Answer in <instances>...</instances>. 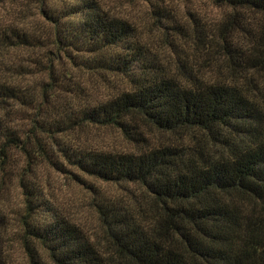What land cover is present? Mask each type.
Instances as JSON below:
<instances>
[{
  "label": "trees",
  "instance_id": "1",
  "mask_svg": "<svg viewBox=\"0 0 264 264\" xmlns=\"http://www.w3.org/2000/svg\"><path fill=\"white\" fill-rule=\"evenodd\" d=\"M209 1L212 26L141 0L154 49L134 0H0V187L23 202L0 264H264V0ZM42 165L115 187L98 232L44 199Z\"/></svg>",
  "mask_w": 264,
  "mask_h": 264
},
{
  "label": "rangeland",
  "instance_id": "2",
  "mask_svg": "<svg viewBox=\"0 0 264 264\" xmlns=\"http://www.w3.org/2000/svg\"><path fill=\"white\" fill-rule=\"evenodd\" d=\"M168 6L174 7L182 13H197L212 26L219 21L222 10L213 7L209 0H164ZM127 11L136 18L141 26L145 27L144 34L149 39L154 49H160L161 41L164 40L162 33L158 30V25L153 24L147 15L148 7L141 0H134ZM161 40V41H160ZM174 56L184 58L182 53L176 52ZM97 98V97H96ZM100 99V98H98ZM91 145L99 150L112 153H125L131 151L128 144L119 136L118 132L111 129H93L87 135ZM89 140H86L89 143ZM62 173L46 165L36 169V189L45 200L62 212L63 215L80 225L82 229L90 234L99 231V220L92 208L93 200L96 198V191L104 196H116L118 191L113 186L100 184L90 180L75 169L66 168ZM74 174V175H71ZM76 176L77 179L74 177ZM0 212L5 223L16 224L23 214V202L16 182L4 185L1 189ZM9 233H13L11 228ZM8 233V232H7ZM15 259L17 264H26L21 251L15 249ZM49 264V262H47Z\"/></svg>",
  "mask_w": 264,
  "mask_h": 264
}]
</instances>
